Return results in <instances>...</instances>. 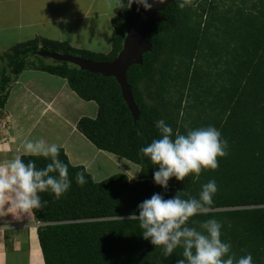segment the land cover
Masks as SVG:
<instances>
[{
	"label": "trees",
	"instance_id": "1",
	"mask_svg": "<svg viewBox=\"0 0 264 264\" xmlns=\"http://www.w3.org/2000/svg\"><path fill=\"white\" fill-rule=\"evenodd\" d=\"M126 1L116 0L124 11L118 14L116 8L111 19L106 54L36 36L12 46L2 57L4 65L0 62V107L9 82L24 69L62 77L81 99L97 104L95 117L82 116L77 129L98 149L139 166L137 180L120 171L97 181L83 165H73L61 148L59 158L68 165L71 188L59 200L53 193H40L47 203L32 210L40 222L44 264H177L184 258L183 248L165 257L163 248L145 240L139 222L129 216L134 211L139 215L138 205L153 194L198 197L201 186L213 179L218 191L208 214L190 218L188 226L199 230L200 222L214 218L222 223L221 238L231 242L237 258L251 253L254 264H264V0H193L194 6L185 9L178 0L170 1L161 11L163 19L147 29L151 50L126 71L139 111L136 120L114 77L34 54L37 49L71 50L94 61L112 60L126 34ZM158 120L180 133L213 125L228 141V154L218 157L217 169L203 170L199 181L193 182L191 175L183 182L172 178L164 189L153 179L158 168L140 153L159 138ZM29 159L37 169L50 163L24 157ZM81 171L87 180L83 187L75 179Z\"/></svg>",
	"mask_w": 264,
	"mask_h": 264
},
{
	"label": "clouds",
	"instance_id": "2",
	"mask_svg": "<svg viewBox=\"0 0 264 264\" xmlns=\"http://www.w3.org/2000/svg\"><path fill=\"white\" fill-rule=\"evenodd\" d=\"M135 3L150 10L149 0H127V7ZM164 4L166 0H155ZM180 9L194 6L193 0H178ZM52 59V58H51ZM159 138L140 148L143 157L158 168L154 171V182L167 189L169 181H185L192 176L193 182L199 181L203 170L219 167L218 157L228 154V141L213 125L190 128L185 133L173 130L164 120L156 122ZM138 135H142L138 131ZM61 146L47 143L43 139H25L22 151L15 158L0 165V211L15 208L17 213H29L42 209L40 193L50 192L59 200L71 188L68 165L59 158ZM43 157L50 160L45 168L37 169L36 161L24 157ZM57 173V174H53ZM76 183L83 187L86 183L85 172L76 174ZM218 191L216 181L210 180L201 186L198 197L183 199L179 195L165 199L160 193L138 205L129 220L139 222L140 233L145 240L162 247L164 256H171L178 247L183 248V259L177 264H254L251 253L239 258L232 252L231 242L222 240V223L211 218L196 227L188 226L190 218L207 215ZM193 223H196L193 221ZM38 226V225H37Z\"/></svg>",
	"mask_w": 264,
	"mask_h": 264
},
{
	"label": "crops",
	"instance_id": "3",
	"mask_svg": "<svg viewBox=\"0 0 264 264\" xmlns=\"http://www.w3.org/2000/svg\"><path fill=\"white\" fill-rule=\"evenodd\" d=\"M2 1L11 3L15 11L12 20H9L6 12L0 10V23H6L9 27L17 26L18 30L16 39L8 44L0 43V52L22 42L20 34L24 25L48 27L51 23L52 25L68 23L70 18L74 17V3L78 6V3L82 2V0ZM112 6L108 10L111 13L110 18L103 19L108 25L109 38L106 44L108 48L105 51L100 48L98 52H109L111 48L113 29L111 19L114 15ZM85 8L86 10L76 17L78 23L73 29V33L76 34L73 36L79 40L78 46L83 45L80 40L83 35H87L90 40L95 39L90 37L91 34L84 32L86 29L96 31V28L84 27L86 17L93 23L99 22V18L104 15V12L100 13L99 10L91 13V5ZM23 20L27 21L23 23ZM61 27L63 28V25ZM38 30L29 29L27 32L35 36L38 35ZM49 30L50 28H47L46 32ZM58 39L61 40V37ZM40 72L38 74L34 73V69H24L8 84L7 98L0 107L3 113L0 114V165L13 160L22 151V142L25 139H43L49 144L60 145L73 165H83L97 181L113 174L106 163L113 160L120 166L113 162L120 169L118 172L122 171L131 180H137L139 166L138 168L134 166L136 170L131 169L128 160L98 149L77 129V121L82 116L95 117L97 104L92 100L81 99L69 87L66 79L45 71ZM7 207L8 205H5L6 212L0 211V264H44L37 236V220L32 211L28 214L17 213L15 208Z\"/></svg>",
	"mask_w": 264,
	"mask_h": 264
},
{
	"label": "water",
	"instance_id": "4",
	"mask_svg": "<svg viewBox=\"0 0 264 264\" xmlns=\"http://www.w3.org/2000/svg\"><path fill=\"white\" fill-rule=\"evenodd\" d=\"M170 1L172 0H166V3L158 4L155 3V0H149V3L153 4L150 10H145L143 6H138L135 3L132 4L131 8H129L130 17L127 20V29L122 48L112 60L94 61L70 53L47 50H42L39 54L41 56H48L56 61L72 63L90 73L114 77L119 84L122 98L127 103L133 119L136 120L139 116V111L132 97L126 71L133 64H141L142 54L151 50L152 44L146 37L147 29L155 22L163 19L161 11L164 10Z\"/></svg>",
	"mask_w": 264,
	"mask_h": 264
},
{
	"label": "rangeland",
	"instance_id": "5",
	"mask_svg": "<svg viewBox=\"0 0 264 264\" xmlns=\"http://www.w3.org/2000/svg\"><path fill=\"white\" fill-rule=\"evenodd\" d=\"M126 3H127V1H126ZM114 4H115V6H114ZM74 5H75L74 13H73L74 17H71L70 21L68 23H63L62 24L63 28L61 27L62 25H58V24L52 25V23L50 25H48V27H43V26H35V27L26 26V27H24L25 26L24 25L21 28V34H20L21 41L22 42L28 41V40L33 39L36 36L39 37V35H42V37H47L48 39H52V40H59V41L64 40V41L68 42L75 49H86V50H91L93 52L98 53L99 49L102 48L103 51H105L108 48V45H106V44L108 42L109 36H107L108 25L104 23L105 22L104 20L106 17L110 18V15H111V13L108 10H109L110 6L113 5L112 7H114V10H113V8H112V10H113V14L115 15L116 14V8H117L118 14L120 12H123L124 8L123 7L121 8L120 7L121 5L118 6L115 0H82L81 3H78V6H76L75 3H74ZM89 5H91V9H92L91 13H94V11L99 10L100 13L104 12V15L99 18V22H93V23L91 22V20L89 18L86 17L87 20L85 21L84 27H86V28L90 27L92 29L96 28V31L86 29V30H84V32L91 34L90 37L95 38V39L90 40V38L87 35H83L80 38V40L83 42L82 43L83 45L78 46L77 44H79L78 43L79 40H76V38L73 36V35H76L73 33V29L76 26V24L78 23V20L76 17H78L79 13H83L86 10L85 7L88 8ZM0 10H4L6 12V14L8 15L7 18H9V20H12V17H14L13 11H15V9L12 8L11 3H9L8 1L5 2V1L0 0ZM50 16H56V15L50 14ZM26 21L27 20H23V23H25ZM36 28L39 29L38 31L40 34L38 33V35H35V36L33 34H28L27 30H29V29L35 30ZM47 28H50V30L48 32H46ZM17 30H18L17 26L9 27L8 24H6V23H0V43L1 44L2 43L8 44L11 42V40L16 39L17 38V32L16 31ZM48 35H50V36H48ZM111 35H112V32H111ZM58 37H61V40L58 39ZM103 45H104V47H103ZM39 46H40V44H39ZM40 51H42V50L37 49L36 51H34V54L41 56L39 54ZM67 51H69V50H67ZM9 52H10L9 49H7L4 52H0L1 65H4V64H2V61H3L2 57H6L5 55L8 54ZM71 52L76 53L75 51L70 50V53ZM100 53L106 54L107 52H100ZM45 60L51 61V58L48 56H45ZM34 73L39 74L41 72L34 70ZM0 83H2L1 79H0ZM4 94H5V90H2L1 95H4ZM0 114H3L1 110H0ZM113 162H115L118 165V163L115 160H113ZM113 162L106 161V163L109 165V169L110 168L112 169L111 172L115 173L114 171L118 172L117 170H120V169L117 168L119 165L116 166ZM128 162H129L128 165L130 166L131 169L136 170L135 167L138 168L137 165L133 164L130 161H128ZM98 179H100V178H98Z\"/></svg>",
	"mask_w": 264,
	"mask_h": 264
},
{
	"label": "built area",
	"instance_id": "6",
	"mask_svg": "<svg viewBox=\"0 0 264 264\" xmlns=\"http://www.w3.org/2000/svg\"><path fill=\"white\" fill-rule=\"evenodd\" d=\"M40 224V222L39 221H37V225H39Z\"/></svg>",
	"mask_w": 264,
	"mask_h": 264
},
{
	"label": "bare ground",
	"instance_id": "7",
	"mask_svg": "<svg viewBox=\"0 0 264 264\" xmlns=\"http://www.w3.org/2000/svg\"><path fill=\"white\" fill-rule=\"evenodd\" d=\"M261 49V48H260ZM161 57V56H160ZM175 61V60H174ZM56 220V219H55ZM55 239V238H54Z\"/></svg>",
	"mask_w": 264,
	"mask_h": 264
}]
</instances>
